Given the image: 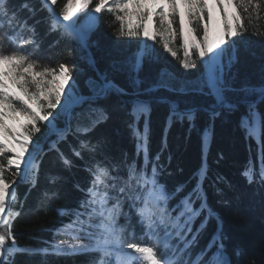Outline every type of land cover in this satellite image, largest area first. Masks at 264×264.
<instances>
[{
    "label": "snow or ice",
    "instance_id": "6c2138e0",
    "mask_svg": "<svg viewBox=\"0 0 264 264\" xmlns=\"http://www.w3.org/2000/svg\"><path fill=\"white\" fill-rule=\"evenodd\" d=\"M105 14L116 24L115 55L105 71L86 80L85 94L74 79L78 65L50 53L61 41H74L87 53L81 59L94 67L88 50ZM261 21L264 0H0V264H67L80 257L83 264H264V242L259 256H250L226 234L208 189L223 207L239 195L224 175H209L206 160L218 118L240 112L246 138L264 129ZM165 54L183 72L162 67L142 87V70L163 63ZM245 55L259 59L260 82L237 86L235 69ZM159 104L166 114L153 156L152 114ZM201 115L207 118L202 127ZM112 121L128 130L133 156L109 151L110 138L100 129ZM174 125L198 136L202 163L189 179L166 183L172 156L167 163L162 157ZM42 171L48 187L40 189L35 208H26ZM79 172L86 175L77 178ZM240 174L252 189L251 202L264 212L259 139L255 159L249 157ZM69 184L81 194L77 206L54 209L68 221L39 227L21 246L17 218L39 215ZM20 185L27 186L23 198ZM42 232L51 238L42 240Z\"/></svg>",
    "mask_w": 264,
    "mask_h": 264
},
{
    "label": "trees",
    "instance_id": "16d2710c",
    "mask_svg": "<svg viewBox=\"0 0 264 264\" xmlns=\"http://www.w3.org/2000/svg\"><path fill=\"white\" fill-rule=\"evenodd\" d=\"M112 23L113 27H109ZM264 23V21H261ZM116 24L107 14L100 23L95 32L92 33L91 41L94 42L88 51L91 53L95 61L94 67L81 59L82 55L87 53L81 52L78 45L74 41H61L60 44L51 50L50 55L53 59L68 60L76 63L80 71L74 73V79L77 80L79 89L87 94L88 89L85 85L89 77H95L96 72H103L108 68L110 60L115 55L114 41L116 37L113 31ZM54 37H50L46 42L51 43ZM135 41L131 42L130 49L134 46ZM259 55V50L257 49ZM166 60L159 64L148 66L141 72V79L145 81L142 87H147L151 80L159 72L160 68L166 67L168 70L180 75L183 70L178 63L170 56L165 54ZM235 71L237 72V86L243 82L248 81L253 84L260 82V61L251 56H243L241 63L237 65ZM118 82L127 85L128 80L125 75L117 77ZM159 95V93L157 94ZM241 111H244L241 108ZM259 111L264 115V104L259 106ZM166 114V105L159 104L152 114V133H151V154L154 156L159 148L160 139L163 132ZM240 112L234 115L227 116L223 119L218 118L212 132L211 143L207 151V164L209 167V175L214 176L216 173L224 175L235 187L239 199L231 207H223L216 203L212 189L209 188V202L217 209L224 221V230L230 237L232 242H239L246 246L250 256H259L261 242H264V212L258 203H252L251 192L252 189L248 187L241 176V171L248 161L249 157L255 159L257 150V139L264 143V129L258 130L256 138H246L244 133L238 127ZM206 117L201 115L198 118V126H203L206 122ZM104 135L110 138L109 151L113 155H120L122 152H127L129 156H133L135 152L134 142L131 140L128 130L120 121H112L100 129ZM168 151L162 157L163 161L167 163L166 157L169 153L172 156L171 164L168 170L173 173L171 177H162V182L173 183L183 182L189 179L202 163V142L198 136L193 133L188 137L186 126L174 125L168 132ZM67 151V146H63ZM224 154V159L218 161V154ZM49 159L45 158L44 170L49 168ZM142 162V161H140ZM180 169L183 171L181 172ZM83 172L77 174V178L85 176ZM48 187L47 181L44 178L43 171L40 177L39 187L34 189L29 195L26 202V208H35L37 205V197L40 189ZM26 185H20L18 193L23 198ZM232 195V193H229ZM81 194L76 193L71 189V184L65 187L61 197L52 206L44 209L39 215L26 216L23 215L17 218L14 228L17 233H23L18 236V243L23 246L30 240V233L34 232L39 227H59L61 221L67 222L69 217H60L55 212V208L63 206L66 208H73L77 206V201ZM257 201L259 197L255 198ZM215 222H210V228L214 227ZM42 240L51 238L50 232H42L40 234ZM38 246V245H34ZM84 257L77 258L75 261H68L67 264H83ZM51 264H64L63 261L52 260Z\"/></svg>",
    "mask_w": 264,
    "mask_h": 264
}]
</instances>
